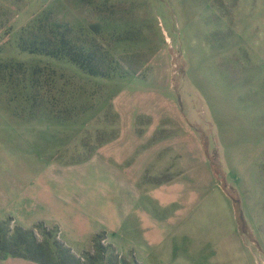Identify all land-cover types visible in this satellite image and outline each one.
<instances>
[{
    "label": "rangeland",
    "instance_id": "obj_1",
    "mask_svg": "<svg viewBox=\"0 0 264 264\" xmlns=\"http://www.w3.org/2000/svg\"><path fill=\"white\" fill-rule=\"evenodd\" d=\"M85 174L121 202L186 177L185 239L140 260L14 220ZM22 243L52 264H264V0H0V257Z\"/></svg>",
    "mask_w": 264,
    "mask_h": 264
},
{
    "label": "crops",
    "instance_id": "obj_2",
    "mask_svg": "<svg viewBox=\"0 0 264 264\" xmlns=\"http://www.w3.org/2000/svg\"><path fill=\"white\" fill-rule=\"evenodd\" d=\"M85 176L76 179L69 195L40 188L44 198L39 210L26 212L24 207L18 216L13 212L14 220L24 228L38 223L55 229L78 251H87L97 236L106 235V243L121 252L133 247L140 260L156 261L158 251L164 245L185 239L186 224L178 221L186 218V177L166 188H154L156 190L153 189L150 197L142 201H138L139 194L121 202V197L107 188L109 178L103 181V190L100 191L93 187L94 180L88 174ZM78 185L82 189L74 187ZM136 201L138 205H134ZM172 250L176 251L175 247ZM0 264L43 263L27 255L8 254L0 257Z\"/></svg>",
    "mask_w": 264,
    "mask_h": 264
},
{
    "label": "trees",
    "instance_id": "obj_3",
    "mask_svg": "<svg viewBox=\"0 0 264 264\" xmlns=\"http://www.w3.org/2000/svg\"><path fill=\"white\" fill-rule=\"evenodd\" d=\"M60 44L61 45H65L66 42H65V38L62 36L60 38ZM65 50L66 48H55V49H49V48H45L44 50H32V54L33 55H45L47 57H53L55 59H60L62 54L65 55ZM87 58H85V60H83L84 62L80 64L79 62V59H77V57L73 56V57H70L69 61L73 64L76 65L77 68H79V70L83 71L84 73H86L85 75L88 76V77H91V78H94V77H97L98 75V72L93 69L89 63V60H92V58L90 56H86ZM29 244H25V243H22V245L26 248L24 249L25 253H27L26 255L29 256V257H32L38 261H40L41 263L43 264H52L50 262H48L46 259L40 257V256H30L29 254L32 253L31 252V247H29ZM28 245V246H27ZM30 252V253H29ZM22 253V252H21ZM15 255H19V254H15ZM23 255V254H21ZM65 264H68L69 261L67 260V258H62L61 259ZM62 262V263H63Z\"/></svg>",
    "mask_w": 264,
    "mask_h": 264
}]
</instances>
